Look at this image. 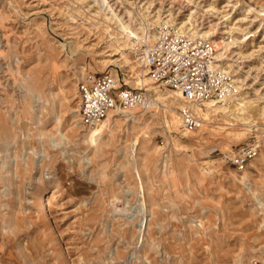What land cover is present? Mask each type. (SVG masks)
I'll use <instances>...</instances> for the list:
<instances>
[{
    "label": "rangeland",
    "instance_id": "obj_1",
    "mask_svg": "<svg viewBox=\"0 0 264 264\" xmlns=\"http://www.w3.org/2000/svg\"><path fill=\"white\" fill-rule=\"evenodd\" d=\"M109 2L136 26L168 14L225 30L216 64L241 104L168 130L170 88L137 83L94 0H0V264H264V0ZM143 48H125L131 64ZM102 71L149 103L98 134L76 85Z\"/></svg>",
    "mask_w": 264,
    "mask_h": 264
},
{
    "label": "built area",
    "instance_id": "obj_2",
    "mask_svg": "<svg viewBox=\"0 0 264 264\" xmlns=\"http://www.w3.org/2000/svg\"><path fill=\"white\" fill-rule=\"evenodd\" d=\"M173 25L158 26L155 40L139 52L154 81L180 92L189 102L202 104L210 98H223L230 92V77L214 58V46L208 40L176 33ZM80 100L79 114L84 125L95 126L109 111L146 106L149 96L140 89L123 86L109 71L87 73L76 85ZM122 110V109H120ZM181 127L193 129L201 124L192 107L179 108ZM260 149L252 140L232 155L231 162L244 168Z\"/></svg>",
    "mask_w": 264,
    "mask_h": 264
},
{
    "label": "bare ground",
    "instance_id": "obj_3",
    "mask_svg": "<svg viewBox=\"0 0 264 264\" xmlns=\"http://www.w3.org/2000/svg\"><path fill=\"white\" fill-rule=\"evenodd\" d=\"M94 1L99 6V9L103 15L104 21L107 22V27L109 26L108 28L111 31L110 35H113V41L112 42H114L116 44V48H117V50H119L120 55L122 56V58L124 60L123 62L127 63L129 65V67L132 69L133 74H134V79L137 81V83L141 84L142 86L149 85L146 89L152 88L156 92H159L158 96H163L160 93V91L157 89V86L150 85L156 81H154L153 78L150 76L153 80L152 81L151 78L148 76V70H147L148 67H146L147 65H146V62H145L143 56L141 57L142 61L141 62L138 61V63H136V65H134V64H131L129 62V60L127 59V57L124 53L125 52L124 50L127 47L133 48V49H138L142 45L146 46L148 44H151L156 38L155 33L150 31L151 25L154 24V25H157V27L163 23L173 25V23L169 22L170 17H167L168 14H166L163 17V19H161V17L158 14L155 17L151 18L150 20H145V18L142 17V22L140 21L141 23L138 26H136L132 22V20H133L132 18H131L132 20L129 17L126 18L125 14H121V13H119V11L117 12L113 8V6L109 2V0H94ZM125 12L128 15L130 14L129 10H126ZM145 13H147V12H145ZM93 14H95V13H93ZM151 16H154V15H151ZM178 24H179L178 26H176V24H175L176 33L186 32L189 36H197L201 39L208 40L210 43L215 44V46H216V51L214 54L215 61L219 62V61L223 60V58L228 55L227 50L231 46L230 42H232V40H230L228 42L227 41L225 42L223 39L216 40L214 37L216 36L218 30L216 28H214L213 26L209 25L206 29H202V27H194L191 24H187V22L183 21V20L182 21L180 20V22ZM224 32H225V30H221L220 33L219 32L218 33L221 35ZM218 37H220V36H218ZM225 72H227V71H225ZM164 90H166V89H164ZM167 92H168V94L163 96V99H167V101L170 104L174 103V106H168L167 105V113L169 114V118H167L165 120V123H166L168 130L176 129V128H178V126H180L179 125L180 116H179V113L177 112V110H175L176 108H184V107H188V106L192 107L198 112V114L204 120H207V119H209V113L211 111L219 110V111L225 112V111L229 110V103H232L234 107L241 104V101H235V98L233 97L232 94H230V92H228L226 94V96H224L223 98H220L218 100H215L213 98L204 100L201 105L189 102L180 92H178L176 90L168 89ZM220 101H223V103H219ZM114 115H116V113H114V110L109 111V113L107 114V116L103 120H101L95 126H91L93 128L89 132H98V134H99L107 126H108L107 129L110 130V125L112 124L111 118ZM133 122L137 123L138 121L136 119H134ZM76 123H79V122H76ZM188 132H183V134L186 135V134H188ZM134 140H135V143L138 144V141L140 140L139 136L138 135L134 136ZM179 143H180L179 140H176L177 146ZM207 167H209V166H207ZM42 199H43V197H41V200Z\"/></svg>",
    "mask_w": 264,
    "mask_h": 264
}]
</instances>
